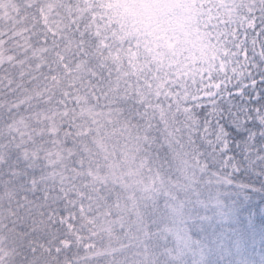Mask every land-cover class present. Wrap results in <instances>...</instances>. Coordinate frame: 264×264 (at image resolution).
<instances>
[{"label":"trees","instance_id":"1","mask_svg":"<svg viewBox=\"0 0 264 264\" xmlns=\"http://www.w3.org/2000/svg\"><path fill=\"white\" fill-rule=\"evenodd\" d=\"M239 2L215 5L235 23ZM4 3L0 264H264V158L251 162L245 127L264 84L259 103L166 98L116 49L99 3Z\"/></svg>","mask_w":264,"mask_h":264},{"label":"rangeland","instance_id":"2","mask_svg":"<svg viewBox=\"0 0 264 264\" xmlns=\"http://www.w3.org/2000/svg\"><path fill=\"white\" fill-rule=\"evenodd\" d=\"M93 1L107 13L109 28L119 33L116 49L143 63L141 72L152 80L153 91L160 96L182 102L211 100L216 103L231 97L246 104L256 101L255 86L264 84V0L253 10L239 0ZM224 1L230 5L239 2L241 22L231 23L217 10L215 4ZM3 5H6L4 0H0V12ZM236 5L229 8L235 10ZM169 12H173L177 21H172ZM187 12L196 13L197 20H183ZM26 14L25 25L36 28L41 43L45 44L49 39L45 17L39 22L34 12ZM0 19L1 54L2 35L10 28L13 18L1 14ZM43 80L47 82V78ZM0 84L5 86L6 82ZM249 110L256 121L251 134L254 139L251 162H258L264 158V109L249 107ZM244 112L248 114L247 110ZM11 134L9 140L14 138ZM68 218L65 215L61 221L67 222ZM66 244L61 242L56 251Z\"/></svg>","mask_w":264,"mask_h":264},{"label":"snow or ice","instance_id":"3","mask_svg":"<svg viewBox=\"0 0 264 264\" xmlns=\"http://www.w3.org/2000/svg\"><path fill=\"white\" fill-rule=\"evenodd\" d=\"M260 100H264V93L260 94ZM260 100H257L256 103H259ZM247 129L251 130L253 127H255V125L253 124H246L245 126ZM224 130L227 133H230L232 138L234 139V141H238L244 138L246 132L243 130L238 131L236 128H233L231 126H228L227 124H225L224 126ZM262 135H264V133H262Z\"/></svg>","mask_w":264,"mask_h":264}]
</instances>
